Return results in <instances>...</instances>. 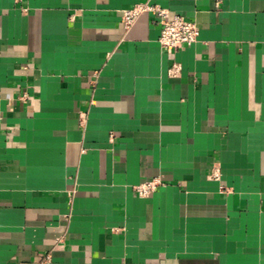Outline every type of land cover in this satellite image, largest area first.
<instances>
[{"label": "crops", "instance_id": "obj_1", "mask_svg": "<svg viewBox=\"0 0 264 264\" xmlns=\"http://www.w3.org/2000/svg\"><path fill=\"white\" fill-rule=\"evenodd\" d=\"M0 264H264V0H0Z\"/></svg>", "mask_w": 264, "mask_h": 264}, {"label": "built area", "instance_id": "obj_2", "mask_svg": "<svg viewBox=\"0 0 264 264\" xmlns=\"http://www.w3.org/2000/svg\"><path fill=\"white\" fill-rule=\"evenodd\" d=\"M146 14L150 15L154 23L159 26V46L167 53L172 54L183 47H190L198 42L200 29L195 22L182 15L170 17L169 10L159 5L145 2L118 11L126 31H130L138 19ZM160 185L158 180L147 181L140 184L136 190L141 197H149Z\"/></svg>", "mask_w": 264, "mask_h": 264}]
</instances>
